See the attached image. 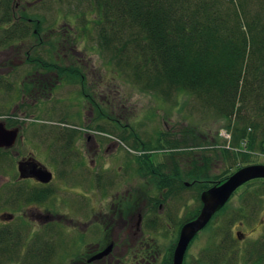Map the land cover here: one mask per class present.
Returning <instances> with one entry per match:
<instances>
[{"label": "flooded vegetation", "instance_id": "obj_1", "mask_svg": "<svg viewBox=\"0 0 264 264\" xmlns=\"http://www.w3.org/2000/svg\"><path fill=\"white\" fill-rule=\"evenodd\" d=\"M32 5L14 0L12 21L3 25V33L8 25L20 24L16 21L21 18L33 23L31 17L16 14ZM33 33L40 44L44 42L38 28ZM72 47L70 54H55L56 61H69V56L74 59L64 68L39 67L49 59L40 53L30 61L33 54L27 51L25 60L38 67L26 75L24 84L28 83L29 88L21 86V101L0 119L6 129L17 130L11 144L0 145V248L16 249L19 257L14 262L19 264L43 260L44 264H52L59 250L66 248H72V253L65 264H173L181 229L198 214L191 201V210L181 214L180 204L185 189L195 190L193 199L198 198L197 179L192 174L195 166H182L179 152L169 149L153 152L150 159L156 165L145 169L138 164L132 145L120 149L122 143L117 137L103 133L107 128L117 129L130 140L128 135L133 129L128 120L123 122L128 108L122 107L115 116L104 111L103 106L113 100L103 88L102 73L86 68L90 62L81 63L83 53ZM19 55L15 50L6 54L1 59L4 67L0 73L6 68L7 58L22 61ZM71 64L82 67L70 68ZM65 81L75 90L77 105L81 106L73 111L75 115L71 117L66 110L54 112L53 106L41 110L39 98L47 94L51 99L54 89ZM101 117L109 126L102 127ZM160 152L164 154L158 157ZM116 158L121 164L116 165ZM106 187L114 191L103 197L102 189ZM165 226L173 231L168 247ZM205 228L190 241L183 264L213 263L210 251L205 250L198 260L192 250ZM222 247L229 251V247ZM248 262L264 264L262 247ZM221 263L231 264L228 260Z\"/></svg>", "mask_w": 264, "mask_h": 264}, {"label": "trees", "instance_id": "obj_2", "mask_svg": "<svg viewBox=\"0 0 264 264\" xmlns=\"http://www.w3.org/2000/svg\"><path fill=\"white\" fill-rule=\"evenodd\" d=\"M76 3L72 12L77 21L83 22L84 31L90 24L86 14L94 13L91 23L97 29L99 46L111 53L109 61L115 59L119 70L126 71L150 91L168 93L177 89L195 95L204 108H213L226 120L234 144L246 138L250 148H264V0H77ZM13 4L14 0H0V26L12 21ZM24 21L21 18L16 21L20 24L8 25L3 42L35 38L31 24ZM38 22L40 26L41 21ZM76 38L75 35L68 39V44L74 46ZM55 43L60 45L54 41L48 52L57 48ZM40 45L43 43L33 44V52L40 54ZM33 58L34 54L30 61ZM41 67L61 68L52 60ZM24 86L29 88L28 83ZM128 136L133 137L138 149L149 148L138 155V164L145 169L156 165L150 156L162 148L166 135H161L156 144H148L135 131ZM166 141L170 148L193 151L187 149L185 141ZM222 150L223 153H218L231 162L230 167L211 175L207 172L209 162L199 161L192 170L199 194L226 180L237 168L254 163L248 153ZM241 159L243 163L232 170ZM259 181V185L242 193V204L236 214L263 207L264 178ZM226 207L227 204L217 213L224 212ZM0 250L2 255L13 248Z\"/></svg>", "mask_w": 264, "mask_h": 264}, {"label": "rangeland", "instance_id": "obj_3", "mask_svg": "<svg viewBox=\"0 0 264 264\" xmlns=\"http://www.w3.org/2000/svg\"><path fill=\"white\" fill-rule=\"evenodd\" d=\"M23 1L32 2L33 5L26 10L20 9L16 11V14L20 13L34 19L30 25L31 30L38 28L44 39L43 46L41 47L40 45L38 49L41 50L44 58L49 59V61H56L54 58L57 52L72 53L74 48L68 45L65 39H73L75 35L77 36L74 40L76 49L83 53V61L80 62L85 63L89 61L91 66H86V68H94L101 71L103 88L108 91L107 94L111 93L112 95V104L103 106L106 113L115 116V113L120 112L122 107L127 106V115L124 116L123 122L128 120L131 125V130L133 129L137 132L138 136L144 141L147 140L148 144H156L163 135H166L164 143L161 142L163 143L162 148L164 149L170 148L168 144L170 140L166 141V139H176L181 143L185 141L186 143L184 144L188 146L187 149L195 151L183 152L181 151V147L178 148L177 151H179L178 154L181 156L182 166L191 167L196 166L199 161H208L209 165H207L209 169H207V172H210L209 174L211 175L225 170L226 167H230L231 162L228 159V161L223 160L222 155L218 153H223L222 148L228 145L226 140L219 135V130L221 128H227L232 132V129H229L226 125V120L217 115L213 108H204L202 102L195 95L186 91L172 89L168 93H165L162 91L147 90L136 83L126 71L119 70L115 64V59L109 61L111 53L101 49L99 46L96 33L97 29L91 23L94 13L86 14L87 18H90V24L85 31L83 22L80 19L78 21L75 19L72 9L74 4H77V0ZM37 20L41 21L40 26L35 23ZM2 27L3 25L0 26V52L5 49V53L4 55H0V68L4 67V60L1 59L10 51L15 50L16 53L21 54L19 56L23 60L20 61L17 59L16 61H12L11 59L14 58L12 56L7 58L6 68L0 73V119L11 112L16 102L21 101V86L27 80L26 75L38 67L25 60V53L30 51L29 49L33 44L39 42L37 35H35V38H26L25 40L15 38L11 42L4 43L1 40L5 36ZM55 29L62 30V33L56 32ZM54 41L60 45L55 43L57 48L48 52L51 43L54 44ZM32 53L34 54L35 52L32 50ZM69 59V61H56V64L61 68L67 67L65 65L66 62L72 63L74 60L71 56H69ZM70 66L73 65L71 64ZM76 66L82 67L80 65ZM7 69L11 70L8 71ZM68 83L67 81L62 84L60 83L54 89V95L51 99L46 97L47 94H44L45 97L39 98L40 101L38 104L40 105V109H47L53 106L54 112L66 110L71 117L75 115L73 111L81 106L77 105L75 90ZM104 99L109 98L105 96ZM113 107H116L115 111H113ZM101 122L102 127L105 125L109 126L103 117H101ZM127 130H130V128ZM103 133L112 134L117 137L122 143L120 149L125 150V145H132L133 137L130 136V140L124 138L117 129L107 128L104 129ZM182 148L186 147L182 146ZM163 154L160 152L157 156L161 157ZM249 155L250 159L254 161L259 160L261 163H264V154L259 159L253 151ZM10 162L11 160L8 161V163ZM242 163V159L238 163L236 162L232 166V170L236 169L237 164ZM119 164H121V161L116 158V165ZM135 164H137L136 161ZM182 170L185 171L183 168ZM259 179L261 178L249 180L239 187L230 198L226 210L215 215L210 225L200 233L199 239L192 249L199 257L198 260L206 253L205 250H208L214 254L212 264H218L222 260H228L231 264H251L248 262L249 257L255 253L257 248L262 247V250H264V225H261V222H264V205L259 209L257 207L248 208L250 210L245 213L243 212L241 215L236 214L238 207L242 204V193L247 188L259 185ZM118 181H120V178H118ZM111 191H114V189L110 187L103 188L102 196L110 195ZM196 193L198 197L195 199L196 201L193 199L195 190L185 189L181 194V214L184 215L186 212H189L191 206H194L189 203L190 201L196 204L197 207L195 210L196 213L198 212L202 204L199 200V192ZM74 195L76 196V194ZM195 210H193L194 213ZM164 229V234L167 238L165 246L168 247L171 243L169 233L173 231L167 226ZM238 231L243 232L244 235L239 237ZM70 239L72 241V237ZM71 245L73 246L74 243ZM222 246L229 247V251L224 250ZM71 250L72 248L59 250L56 255L58 257L52 264H65L68 258L67 255L72 253H70ZM221 254L224 257L216 258L217 255ZM17 255L19 253L15 249L6 251L5 254L0 255V263L5 261L4 264H10L16 260L15 257ZM12 264L19 263L14 262Z\"/></svg>", "mask_w": 264, "mask_h": 264}, {"label": "water", "instance_id": "obj_4", "mask_svg": "<svg viewBox=\"0 0 264 264\" xmlns=\"http://www.w3.org/2000/svg\"><path fill=\"white\" fill-rule=\"evenodd\" d=\"M16 132V129H6L3 121H0V145L11 144L15 140ZM4 134L8 138H5ZM257 177H264V163L244 165L223 182L202 191L203 205L196 217L184 223L176 245L173 264H183L186 249L195 234L208 224L213 215L228 202L239 186ZM238 235L241 236L240 232Z\"/></svg>", "mask_w": 264, "mask_h": 264}]
</instances>
